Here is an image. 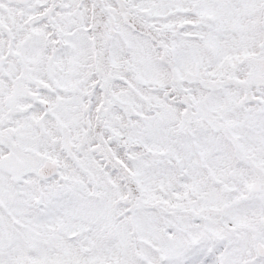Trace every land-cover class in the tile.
<instances>
[{
    "label": "snow or ice",
    "instance_id": "1",
    "mask_svg": "<svg viewBox=\"0 0 264 264\" xmlns=\"http://www.w3.org/2000/svg\"><path fill=\"white\" fill-rule=\"evenodd\" d=\"M0 264H264V0H0Z\"/></svg>",
    "mask_w": 264,
    "mask_h": 264
}]
</instances>
